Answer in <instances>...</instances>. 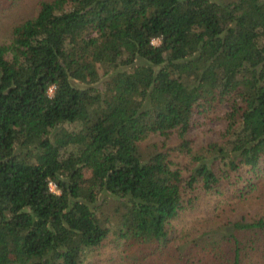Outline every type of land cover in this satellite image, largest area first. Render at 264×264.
<instances>
[{
  "label": "trees",
  "instance_id": "1",
  "mask_svg": "<svg viewBox=\"0 0 264 264\" xmlns=\"http://www.w3.org/2000/svg\"><path fill=\"white\" fill-rule=\"evenodd\" d=\"M222 101L225 143L194 151L190 116ZM172 130L187 162L164 142L142 159ZM262 176L264 0H37L0 42V264H83L109 244L186 264L219 243L240 264L263 218L187 242L171 223Z\"/></svg>",
  "mask_w": 264,
  "mask_h": 264
},
{
  "label": "rangeland",
  "instance_id": "2",
  "mask_svg": "<svg viewBox=\"0 0 264 264\" xmlns=\"http://www.w3.org/2000/svg\"><path fill=\"white\" fill-rule=\"evenodd\" d=\"M37 0H17V3L11 8H5L0 4V42L8 39L10 26L32 16L35 12V3ZM158 39H152L151 43L158 44ZM227 103L225 101L216 102L210 107L203 109L190 116V127L187 132V138L190 140L192 149L198 151L207 143L213 142L216 144H224L222 134L226 125L225 113L227 111ZM67 128L75 127L74 124L65 125ZM161 142L165 143L167 148H171V157L177 158L180 162L188 161L187 157L178 153L174 148L179 142V138L175 130L170 131L166 137L151 133L138 144V151L142 159L147 154L160 148ZM253 188L247 186H234L231 184L228 188H224L220 195L209 196L207 206V198L203 197L194 210L187 211L171 225L174 231L177 232L179 238L183 241H188L194 235L211 228V223L230 222L242 216L245 219L261 217L264 219V176L258 178L254 182ZM113 208L112 202L104 206L106 211H111ZM212 209V211L208 210ZM112 214V212H111ZM210 215L209 218H206ZM217 224V223H216ZM214 224L212 227H216ZM217 238V237H216ZM185 242V244H186ZM216 244V243H215ZM216 255H220V260L214 253L197 254L194 250L187 257L186 264H226L228 245L225 247L212 246ZM126 253H129L127 251ZM125 254L122 248H113L105 245L99 251H91L88 253L83 264H140L138 259L124 260L121 258ZM240 264H264V241L259 240L253 248L242 254ZM147 260L149 264H178L177 262L170 263L169 258L165 256H155Z\"/></svg>",
  "mask_w": 264,
  "mask_h": 264
},
{
  "label": "built area",
  "instance_id": "3",
  "mask_svg": "<svg viewBox=\"0 0 264 264\" xmlns=\"http://www.w3.org/2000/svg\"><path fill=\"white\" fill-rule=\"evenodd\" d=\"M50 91V89H49ZM48 187L50 189V191L56 192L57 190L55 189V186L52 182H48Z\"/></svg>",
  "mask_w": 264,
  "mask_h": 264
}]
</instances>
